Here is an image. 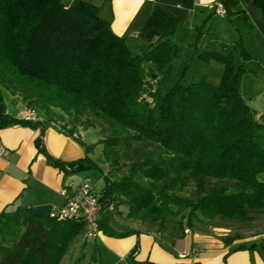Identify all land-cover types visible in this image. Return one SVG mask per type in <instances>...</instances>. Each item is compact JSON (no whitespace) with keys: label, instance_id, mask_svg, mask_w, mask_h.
<instances>
[{"label":"trees","instance_id":"obj_1","mask_svg":"<svg viewBox=\"0 0 264 264\" xmlns=\"http://www.w3.org/2000/svg\"><path fill=\"white\" fill-rule=\"evenodd\" d=\"M246 2L264 16V0ZM221 3L227 17L240 13L234 10L238 0ZM177 27L175 16L154 5L138 32L145 45L133 54L126 37L113 32L85 0L68 5L62 0H0V129L28 125L39 127L42 135L45 123H62L60 128L84 147L82 158H52L41 135L35 144L65 173H100L99 228L104 235L132 232H117L108 224L119 205L126 206L128 218L160 227L185 210L188 225L199 217L249 220L250 213L264 210V123L241 89L249 52L239 37L221 50L193 48L182 64L183 49L173 40ZM234 52L241 57L238 64ZM194 58L223 65L218 83L206 75L182 82ZM12 87L38 120L7 113L1 92ZM97 125L106 172L90 156L95 146L78 134L79 128ZM128 152L132 162L115 176ZM189 176L199 192L194 199L180 194ZM22 227L12 248L1 249L0 264H50L48 254L56 250L61 255L84 232L81 221L30 215L20 206L0 212V234L16 237ZM180 230L179 224L170 232ZM133 254L126 258L129 264H153ZM84 256L81 251L73 264H82ZM91 257L101 264L95 245Z\"/></svg>","mask_w":264,"mask_h":264},{"label":"crops","instance_id":"obj_2","mask_svg":"<svg viewBox=\"0 0 264 264\" xmlns=\"http://www.w3.org/2000/svg\"><path fill=\"white\" fill-rule=\"evenodd\" d=\"M73 0H62L66 5ZM97 7L98 15L110 22L113 32L125 36L128 42L145 43L138 38V32L146 21L154 5L169 11L178 20L173 36L177 44L186 43V48L198 51L204 49L221 50L232 45L239 37L249 52L246 61L249 74L259 78L264 74V16L261 10L246 0H238L234 10L237 15L227 17L215 12V4L221 0H85ZM246 17V19H245ZM197 27L200 34L197 35ZM190 51V52H191ZM241 57L234 52V63ZM203 63V62H202ZM223 65L216 61L203 63L195 73L196 78L206 75L220 78ZM11 93V92H10ZM20 101V97L14 94ZM18 108L6 111L16 118H27L30 111L23 102ZM249 105L250 101H249ZM253 107V106H252ZM254 108V107H253ZM255 109V108H254ZM256 111V117L258 111ZM264 123V122H263ZM82 139V130L78 129ZM39 127L12 125L0 129V212L13 211L17 207L25 208L30 215L47 217L53 209L64 204L61 189L66 184H77L88 171L65 173L55 166L45 154L39 151L35 139L40 136ZM45 151L54 159L63 162L73 161L85 155L84 147L75 137L66 134L60 128V122L45 123L41 135ZM83 140V139H82ZM90 156L93 158V154ZM109 226L117 231H132L123 237L98 234L94 238L97 258L106 260L114 257L125 261L130 252L137 261L153 264H264V234L242 236L230 232L227 225H220L223 232L212 231L189 233L149 232L129 227L123 221L110 215ZM255 244L252 248H238ZM181 253H187L182 257ZM116 262V261H115ZM113 262V264H115ZM104 264V262H103Z\"/></svg>","mask_w":264,"mask_h":264},{"label":"rangeland","instance_id":"obj_3","mask_svg":"<svg viewBox=\"0 0 264 264\" xmlns=\"http://www.w3.org/2000/svg\"><path fill=\"white\" fill-rule=\"evenodd\" d=\"M139 45L136 42H128V47L130 48L131 52L133 54L141 51V44L140 41ZM182 49V56H181V63L183 64L186 59H189L191 57L192 51L186 48V43L179 44ZM191 51V52H190ZM204 63V62H203ZM201 61L197 59H193L191 61L190 67L187 69L186 74L184 78L182 79L183 83H190L196 79L195 73L198 71L199 68L202 67L203 64ZM209 81L211 83H218V78H215V76H210ZM241 89L246 97L247 101H250L251 106H253L257 111V119L261 122H264V74H262L259 78H256L254 75L249 74L248 72L244 73L242 75L241 79ZM11 92V93H10ZM2 98L5 103V105L13 111L14 109L18 108L19 104L21 105V102L17 97H14V94H19V92L14 89L9 88L6 90L5 88L2 89ZM19 96V95H18ZM30 111L36 114L33 110L28 108ZM28 119V118H27ZM30 120V119H29ZM60 124H62L60 122ZM98 126V125H97ZM99 126H89L86 129L82 130V139L85 144L87 145H93L95 146V149L93 151V159H95L104 172L109 170V165L103 161V158L100 154V145H98V142L102 136L99 132ZM109 133V131H107ZM264 134V130L262 132ZM143 147H148V145L144 144ZM134 158V155L132 152H128L125 154V156L122 159V162L124 163L125 167L122 169L121 173L115 172V176H120L123 174L122 172H126L128 165L132 162V159ZM83 172V171H81ZM79 173V172H77ZM75 174V173H72ZM87 175L89 176L92 184L94 185V188L96 192H99L103 186L104 181L101 177L100 173L97 170H89L87 172ZM260 178L264 179V173L260 175ZM181 195L187 196L188 198H196L199 194V192L196 189L195 186V178L192 176H189L184 184L183 190L180 192ZM121 212H120V211ZM127 208L124 205H119L117 209L111 212L115 218H117L120 221H123L126 223L129 227L142 231H155V232H170L172 228H177V225L180 224V231H178V234L182 231L184 232L185 228H189L190 231H197V232H207L212 231L213 234L222 233L223 229H218V226L227 225L231 228L230 232H237L240 233L242 236H257L260 234H264V210L252 212L250 213L251 219L249 220H237V219H225L221 217H216L213 219H205V218H197L194 219L191 225L187 224L186 214L187 211H180L178 215L175 216H169L166 220V224L163 226H159L158 223H152L148 221H141L140 219L135 218H128L126 216ZM24 228H21V231L18 233L16 237H14V233L11 234H0V257H1V249L4 247L12 248L13 246V240L17 238L20 234H22ZM94 238H87L85 237V230L82 234V236L77 240L72 242L69 245V248L64 250V252L59 255L58 251L54 250L51 252V254H48V259L50 260V264H73L75 262V259L77 255L83 251L85 256L83 259L82 264H97L96 260H93L91 257L92 248H93V241ZM57 256L59 258L57 259ZM104 264H126L125 261H119L115 259L114 257H110L106 260H102ZM101 262V264H103Z\"/></svg>","mask_w":264,"mask_h":264},{"label":"built area","instance_id":"obj_4","mask_svg":"<svg viewBox=\"0 0 264 264\" xmlns=\"http://www.w3.org/2000/svg\"><path fill=\"white\" fill-rule=\"evenodd\" d=\"M215 12L217 14H225L226 11L221 2L215 4ZM27 118L32 121L38 120L37 115L33 112H28ZM5 151L3 148L0 149V153H5ZM61 194L65 200L64 204L58 209H53L48 216L56 220L81 221L84 223L85 237H97L101 233L99 228L101 204L98 192H96L90 178L85 177L75 185L66 184L61 189ZM189 232V228L184 229V233L187 234ZM180 255L185 257L187 253H181ZM191 264H196V262Z\"/></svg>","mask_w":264,"mask_h":264}]
</instances>
